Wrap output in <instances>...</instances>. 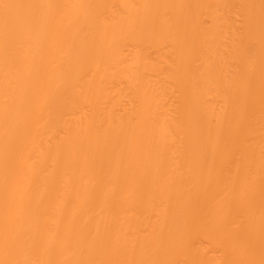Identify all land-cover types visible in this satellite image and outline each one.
I'll return each instance as SVG.
<instances>
[{
  "label": "bare ground",
  "instance_id": "obj_1",
  "mask_svg": "<svg viewBox=\"0 0 264 264\" xmlns=\"http://www.w3.org/2000/svg\"><path fill=\"white\" fill-rule=\"evenodd\" d=\"M0 264H264V0H4Z\"/></svg>",
  "mask_w": 264,
  "mask_h": 264
},
{
  "label": "snow or ice",
  "instance_id": "obj_2",
  "mask_svg": "<svg viewBox=\"0 0 264 264\" xmlns=\"http://www.w3.org/2000/svg\"><path fill=\"white\" fill-rule=\"evenodd\" d=\"M12 7V5L5 3L4 0H0V8L8 9Z\"/></svg>",
  "mask_w": 264,
  "mask_h": 264
}]
</instances>
